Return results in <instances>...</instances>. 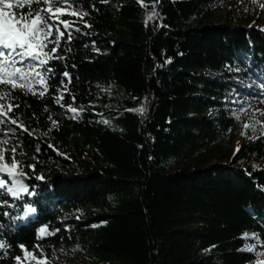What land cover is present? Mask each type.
<instances>
[{
    "label": "trees",
    "instance_id": "16d2710c",
    "mask_svg": "<svg viewBox=\"0 0 264 264\" xmlns=\"http://www.w3.org/2000/svg\"><path fill=\"white\" fill-rule=\"evenodd\" d=\"M210 3L144 0L142 7L137 0H76L91 27L61 17L80 31L72 29L71 41L64 38L58 48L63 59L47 65L53 70L47 73L49 91L41 97L38 84L36 95L0 85L19 105L9 115L32 133L0 124V140L7 139L9 149L19 145L17 158L30 177L25 183L35 186V195L4 197L13 206H0V240L10 245L0 249V264H16L17 255L21 264H36L25 261L21 243L37 256L42 250L50 264H74L60 260L74 252L84 254L86 264L258 261L264 251V172L235 169L238 159L228 166L210 162L237 135L225 99L238 80L253 84L249 95L264 107V34L212 25ZM153 4L159 16L148 20ZM35 63L26 59L19 66ZM62 82L69 92L61 103L83 108L76 119L55 102ZM108 87L122 95L111 116L99 108ZM140 107L142 113L135 111ZM242 156L258 164L264 136L247 144ZM26 203L36 213L24 217ZM40 224L59 231L37 240Z\"/></svg>",
    "mask_w": 264,
    "mask_h": 264
},
{
    "label": "snow or ice",
    "instance_id": "6c2138e0",
    "mask_svg": "<svg viewBox=\"0 0 264 264\" xmlns=\"http://www.w3.org/2000/svg\"><path fill=\"white\" fill-rule=\"evenodd\" d=\"M101 3H108V0H101ZM142 7H147L144 4V0H137ZM155 3H159V0H155ZM76 0H0V85L11 86L12 90L19 88L25 92H31L36 95V89L34 84L41 86L39 95L43 97L45 93L49 91V76L47 73L53 70L47 67L49 62L54 59H63L58 54V48L63 42L64 38L68 41L73 39L72 29L79 32L80 29L75 27V21L68 19H61L65 16H73L85 23L86 27H91L83 20L88 12L83 11L75 7ZM27 6V10L23 11ZM264 7V5H261ZM22 10V11H16ZM159 16L156 10L155 4H153L152 12L148 13L147 19L151 20ZM63 25V29L61 28ZM51 45V47H49ZM70 51V49H68ZM56 54V55H53ZM19 58V60L16 59ZM35 61L34 65L23 68L19 64L24 60ZM166 62H170V59ZM41 65L45 66L43 72L37 71ZM63 76L70 77V73L65 71ZM60 95L56 97L55 102L61 107L67 108L75 115L73 119L79 116V113L83 111V108L79 110L72 106V103L63 104L64 100L63 92H69L67 84L62 82L61 88L58 89ZM11 92L0 91V124L11 123L16 125L22 132L32 135L29 128L19 120L18 117L9 115L13 113L19 105L10 102ZM76 97L72 96L73 103ZM47 111V108H45ZM135 111L143 112L144 108L140 107ZM242 111V110H241ZM51 120V116H49ZM237 119L239 117L237 116ZM108 123V121H104ZM52 126L55 128L57 122L52 121ZM249 127L248 124L244 125ZM9 131L15 132L16 128L9 129ZM244 135V133H241ZM8 140H0V206H9L8 201L4 199L5 196H10L14 200L22 199L26 195H35L32 190L35 186H30L25 183V180L30 179L27 172L24 171L25 165L17 158L19 145L7 148ZM49 148H54L53 145H48ZM36 151H40L39 145L36 146ZM58 151V150H57ZM236 151H239V144ZM6 153H10V156L6 158ZM24 153L21 151L20 155ZM65 155L63 153H59ZM35 159V157H33ZM27 168L35 170V164H27ZM36 180H42L43 177L37 175ZM25 212L24 217H28L29 214L36 213L37 209L32 204L26 203L24 205ZM3 215H10L5 212ZM24 217H18V219H24ZM79 219V217H77ZM95 227V225H93ZM3 227V225H0ZM36 239L41 240L47 236L54 235L59 229L50 230L48 224H40L36 228ZM247 236V233H244ZM255 235V233H253ZM10 247L5 240H0V249ZM18 247L24 254V258L29 261H36V264H50L48 258L43 256L41 250L40 255L37 256L34 251H29L26 246L21 243ZM215 247V245H213ZM34 248H40L39 244L34 245ZM248 251H251V246L247 247ZM205 251H208L207 249ZM7 256V252H5ZM16 264H21V256L17 255L13 257ZM258 264H264V261L258 262Z\"/></svg>",
    "mask_w": 264,
    "mask_h": 264
},
{
    "label": "rangeland",
    "instance_id": "374dc122",
    "mask_svg": "<svg viewBox=\"0 0 264 264\" xmlns=\"http://www.w3.org/2000/svg\"><path fill=\"white\" fill-rule=\"evenodd\" d=\"M264 0H211L213 20L212 25L229 28H254L264 34ZM254 86L249 81L238 80L229 98L225 99L226 108L230 116L234 118L237 126V135L234 137L224 154L213 159L210 164L230 165L234 159L239 163L235 169L244 171L255 168L257 172H264V157L254 165L251 157H240L243 148L264 136V107L257 103L254 97ZM105 95L99 105L101 113H108L109 116L117 112L116 103L122 99L119 91L113 88H105ZM242 110V111H241ZM237 116L239 119H237ZM248 124L249 127L244 125ZM244 133V135H241ZM239 144V151H236ZM254 239L253 236H245ZM257 241V240H256ZM253 250V247H251ZM258 264L264 261V251L258 253ZM62 263L71 261L74 264H86V258L81 252H74L72 255L61 254ZM30 262L29 260H26ZM36 262V261H34Z\"/></svg>",
    "mask_w": 264,
    "mask_h": 264
}]
</instances>
